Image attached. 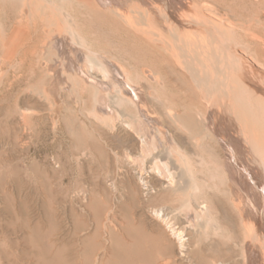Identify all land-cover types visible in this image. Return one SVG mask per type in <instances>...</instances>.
Returning <instances> with one entry per match:
<instances>
[{
    "label": "bare ground",
    "instance_id": "6f19581e",
    "mask_svg": "<svg viewBox=\"0 0 264 264\" xmlns=\"http://www.w3.org/2000/svg\"><path fill=\"white\" fill-rule=\"evenodd\" d=\"M172 1L180 4L178 12L172 10ZM6 2L15 7L17 16L0 19V109L8 108L2 137L11 148L17 191L23 184L15 164L20 156L22 161L29 159L32 145L44 154L54 147L46 142L43 112L68 124L73 119V102L89 103L93 137L86 140L79 130H62L75 141L76 149L95 159L98 175L104 177L113 196L121 183L131 207L147 210L158 228L153 241L163 256L171 261L180 256L189 264H256L260 260L264 264V60L253 57L259 38L251 33L250 41L234 37L233 43L226 41L225 33L235 35L233 26L227 27L215 16L217 21L212 20L210 10H200L198 4L197 9L190 7L186 0H0V9ZM70 2H76L83 14L93 11L104 16L153 47L158 59L154 57L142 71L138 67L128 70L119 59L96 50L66 10ZM156 63L159 68H153ZM46 78H51V92L44 87ZM160 88L177 95L182 112L169 109L171 104L164 101L167 98L160 95ZM152 91L160 93L157 104H153ZM62 107L64 115L58 113ZM46 161V156L29 160L28 174L33 179H48ZM69 164L65 159L61 167L54 166L50 177L58 178L56 169H62L63 183ZM205 165L214 168L211 179L234 199L239 227L231 215L225 224L231 239L237 238L240 227L244 230L240 260L227 249L203 245L210 214L197 193ZM47 182H41L43 187ZM51 189L50 204L57 197ZM26 198L18 204L12 196L5 199L15 220L22 223L18 226L28 225ZM114 210L115 205L107 206L103 199L95 217L101 221L104 217L106 227ZM51 223L45 233L38 225L30 229L34 241H26L35 255L30 254L28 264L104 262L95 256L103 249L97 237L87 236L82 250L76 252L72 244L55 242L58 226L54 220ZM139 227L145 237V228ZM247 237L249 243L258 242L261 255L251 249ZM117 264L129 263L121 259Z\"/></svg>",
    "mask_w": 264,
    "mask_h": 264
},
{
    "label": "rangeland",
    "instance_id": "374dc122",
    "mask_svg": "<svg viewBox=\"0 0 264 264\" xmlns=\"http://www.w3.org/2000/svg\"><path fill=\"white\" fill-rule=\"evenodd\" d=\"M186 1L190 5V7L192 6L197 9L198 4L200 10L204 9V11H206L208 9L206 12L210 10L209 12L212 14L210 18L212 20L217 21L216 18H218V20H222L223 22H225L227 27L233 26L235 35L227 36V34L225 33L224 38H226V41L233 43V37L235 40H240L241 42L250 41L251 38L249 34L251 33L255 38L258 37L259 44L254 47L253 57L261 61L264 60V0ZM172 4L174 5V2ZM176 4L177 6L172 5L171 7L173 11L178 12L181 6L179 3ZM67 5H65L67 7L65 8L67 11H69L68 13L70 15L72 14L73 20L77 23L78 30L80 29L79 31L83 32V34L88 37V44H90L93 48L95 47L96 50L112 56V58L114 59H119L117 60V62L119 61L118 63L128 68V70H131V68L133 67H138V69L142 71L145 68H148L146 66H149L152 63V60H155L156 57L158 59L159 53L158 51H156V49L144 43L143 41H138V39L130 36L124 30L122 31V29H120L118 25L109 22L108 19H106L104 16H99L98 14L95 15L93 11L89 14H83L76 2H70V4L68 3ZM15 12V7L11 3L6 2L0 9V19L5 20L7 19V17L14 18L17 16ZM190 13L192 14V12ZM214 16L216 18H214ZM246 35L248 38L245 37ZM156 64L158 66L155 65L153 68H159V64ZM30 84L32 85L33 83ZM44 87L46 88V90L51 92V78L45 79ZM159 91L161 94L159 93ZM159 91H152L151 93V97L154 99H152L153 104H157L156 98L160 94L161 96L163 95V99L167 98L164 100L166 103H168L169 105L171 104L169 107L170 110H172L171 108H177L182 112L183 107L181 106L180 101L178 102V100H175L177 99V95L173 91H170V89L168 88H160ZM170 96L172 97V100L170 99ZM60 97L63 96L60 94ZM57 101L59 102L60 98H58ZM5 109H7L8 111L7 106L0 109V182H3L2 184L0 183L2 185H0V264H9L8 262L10 261V263L13 264H28L27 261L32 258L33 254L35 255V250L31 251L32 249L31 245L29 244L30 242L28 240L26 241V239L34 241V236H32L30 229L35 225H38V227L41 228L42 232L45 233L49 230V226L51 227V222H53V220L55 223H57L56 225L58 226L57 231L55 230V242H65L68 244H72L76 252L82 250V240L87 236L90 235L92 237H97V240L101 244L103 249H99V251L97 250V252H95V256H101V259H103L102 262L104 261L102 264H117L119 261H121V259L125 260L129 264H189L180 256H173L174 258H172L171 261V259L163 256V254L160 253L161 251L155 246V243L153 241V239L158 236V228L156 227L153 220L149 216H147V210L142 209L141 211L138 208L131 207L126 194H124L125 192L123 193V187L121 183L117 185L118 192L113 196L112 191L107 187V184L105 183L104 177L102 175H98L99 170L95 159L91 158V156L89 155L84 156L82 154L83 152L76 149L75 141L71 137L69 138L65 135V132L62 129L67 127L70 130H79V132L86 137V140L88 139V137H93V122L88 117L90 110L89 103L83 106L78 102H73V119L69 121L68 124L63 122V119L59 120L58 117L53 120L50 112L47 110L43 112L44 116L46 117V131H48L47 133L49 136L46 142L48 144H53L54 147L52 149H49L45 153V155L44 153L40 152L38 148H36L37 146L35 147L34 145H32L29 147V159L22 161L23 157L20 156L18 162H14L19 170V180L21 179L23 182L19 191H17L18 189L16 188V186H14V172L12 170L14 164H11L12 161H10L9 158L11 148L8 143H6L7 139L2 137V132L6 131L4 119L7 112ZM58 113H61L60 115H64V107H62ZM133 113L134 112H132V114ZM170 124H172L171 128H176L173 122H171ZM177 133L181 134V132L179 131H177ZM86 140H84V142ZM20 149L21 147H19V149H16V151L18 152L17 154L21 153ZM43 156L47 157V161L49 160L48 162L46 161V165H49L50 167H47L45 165L49 172L48 179H46L47 177L43 176L45 179L36 177L38 180L35 178L34 180L33 177L28 174L29 164L33 160H41ZM65 159H67V161L70 163V167L66 169V174L68 175V177L62 183L60 182V179H62L63 175L62 169H56V176H59L58 178H52L50 177V175L54 169L53 167L56 165H60L61 167V164ZM29 160L30 163H28ZM213 175L214 168L210 165H205L203 167L202 174H199V178L202 179L203 184H201L200 186V193H197V199L199 200V202L205 203L210 214L208 226L205 231L206 233L203 236V245L207 248L216 246L221 248L222 250L227 249L231 252V254H235V260H240V255L242 253L241 247L246 238L244 230L240 227V230L237 231V238L231 239L230 229H226L227 225L225 223H227L226 221H229L233 217V223L237 224V226L239 227L238 223L241 220L237 213V210L232 203L234 202V199L226 190H221L220 185H216L214 183L213 179H211L213 178ZM44 180L48 181L47 184L44 185L45 187H43V184H41V182ZM49 181H52V183H50ZM217 182H219L218 179ZM48 183L50 184V186H48ZM30 184L32 186H30ZM41 187L44 189V191ZM49 189H51L50 191L54 192L53 195L57 196H54L56 199L53 198L51 204L49 201L51 200V195L48 194ZM17 192H19L20 195ZM47 194L48 196H46ZM8 196H12L15 198V200H18L17 204L20 200H23L25 199V197H27V206L29 208L28 209L26 207V209L28 210H25V212H27L26 215L28 216H26V219L28 220L27 226H18L22 223H20L18 219L15 220V217L12 215L13 213H11L10 206L5 202V199ZM84 197L86 199H84ZM103 199L107 201V206H111L112 204L115 205L113 216L106 227H104V217L102 221L97 220V218L95 217V211L99 207H101V202ZM221 202H223V204ZM18 207L16 206L15 209L19 210ZM107 209L108 207H106L105 210ZM226 211L227 218L225 217L224 213ZM49 213L52 217H50ZM15 223H17V225ZM140 224L143 226V228H145V237L142 236L138 230V228H140ZM14 227H16L17 229ZM148 237L150 238V240L147 239ZM39 239L43 241L42 236H39ZM249 242L250 238L247 237V243ZM249 244L251 249H256L257 253L261 255V252L259 250V248L261 247L260 245H258V242H256L255 240H251V243ZM31 253L33 254L30 255ZM22 254H24V257H22ZM25 254H27V256ZM10 255L12 256L10 257ZM7 256L10 259H7ZM260 261L261 262L257 263L262 264V260Z\"/></svg>",
    "mask_w": 264,
    "mask_h": 264
}]
</instances>
